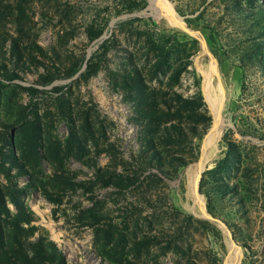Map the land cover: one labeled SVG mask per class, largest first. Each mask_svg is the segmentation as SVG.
<instances>
[{
  "label": "rangeland",
  "instance_id": "1",
  "mask_svg": "<svg viewBox=\"0 0 264 264\" xmlns=\"http://www.w3.org/2000/svg\"><path fill=\"white\" fill-rule=\"evenodd\" d=\"M235 248L264 264V0H0V264Z\"/></svg>",
  "mask_w": 264,
  "mask_h": 264
},
{
  "label": "bare ground",
  "instance_id": "2",
  "mask_svg": "<svg viewBox=\"0 0 264 264\" xmlns=\"http://www.w3.org/2000/svg\"><path fill=\"white\" fill-rule=\"evenodd\" d=\"M151 2H153V4H156L157 5V2L158 0H151ZM160 2V0H159ZM174 18V17H173ZM176 20V19H175ZM205 52V51H204ZM207 53V52H206ZM205 55V54H204ZM212 63V62H211ZM212 66V65H211ZM203 70V69H202ZM207 72V75L208 77L210 78V82L212 81V76H213V71H208V69L206 70ZM205 73V72H204ZM217 74V73H216ZM206 75V76H207ZM207 77V78H208ZM208 81V80H207ZM214 82V81H213ZM211 89V88H209ZM208 90V89H207ZM215 100V99H214ZM222 125V124H221ZM220 128V127H219ZM222 129V128H221ZM216 131V129H215ZM215 133V132H214ZM215 135V134H214ZM215 137V136H214ZM208 159V158H207ZM206 161V160H205ZM202 162L201 164H199L197 166H189V169L187 171V177H188V181H189V186H191V184L194 185V189H195V195L193 194L192 196V203L193 205H190L189 206V209L194 212L195 214L197 215H200V216H204V210H205V201L203 198L201 197H198V193H197V183H198V180H199V172L201 171L200 169L202 167L205 166L206 162ZM187 207V206H186ZM232 260H231V263L230 264H235L236 262H238V259H239V256L236 252V248H235V251H234V255H232ZM241 261V260H240Z\"/></svg>",
  "mask_w": 264,
  "mask_h": 264
},
{
  "label": "water",
  "instance_id": "3",
  "mask_svg": "<svg viewBox=\"0 0 264 264\" xmlns=\"http://www.w3.org/2000/svg\"><path fill=\"white\" fill-rule=\"evenodd\" d=\"M194 32L200 33L199 31H194ZM200 34H201V33H200ZM203 43H204V46L207 48L206 43L204 42V40H203ZM217 123H218V122L215 121V122H214V126H215ZM214 126H213V127H214ZM206 153H207V150L205 151V150L203 149L202 156H201V158H200L196 163H201V162H203V160H204V158H205V156H206ZM201 177H202V173L200 174V177H199V180H198V183H197V191H200V179H201ZM206 216H207L209 219H211V220H216V221L222 222L221 219L213 217V216H212L207 210H206ZM232 242H233V244H234L235 246H237V244H236V242L234 241V239H232Z\"/></svg>",
  "mask_w": 264,
  "mask_h": 264
},
{
  "label": "trees",
  "instance_id": "4",
  "mask_svg": "<svg viewBox=\"0 0 264 264\" xmlns=\"http://www.w3.org/2000/svg\"><path fill=\"white\" fill-rule=\"evenodd\" d=\"M208 206H210V200H209V205ZM210 209V208H209Z\"/></svg>",
  "mask_w": 264,
  "mask_h": 264
}]
</instances>
